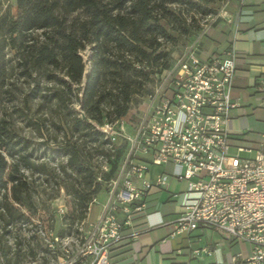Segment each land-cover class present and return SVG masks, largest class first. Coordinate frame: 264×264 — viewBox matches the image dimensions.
Returning a JSON list of instances; mask_svg holds the SVG:
<instances>
[{"label":"built area","instance_id":"built-area-1","mask_svg":"<svg viewBox=\"0 0 264 264\" xmlns=\"http://www.w3.org/2000/svg\"><path fill=\"white\" fill-rule=\"evenodd\" d=\"M230 1L220 0L200 21L193 38L171 51L170 64L154 75L130 125L121 119L116 128L108 123L98 126L106 134L125 138L128 147L116 176L107 182L95 220H86L87 226L75 236L64 237L56 264H109L110 249L125 236L124 227L146 216L147 195L167 190L171 177L185 181L186 187L169 236L211 227L226 240L250 245L247 255L238 252L217 264H264V133L249 142L230 129L231 111L240 106L231 97L234 49L217 52L212 45L202 46L217 20H232ZM256 87L264 89V74ZM240 151L253 154L242 156ZM152 165H169L170 170L147 177ZM137 232L134 228L130 235ZM190 255L198 256V250Z\"/></svg>","mask_w":264,"mask_h":264},{"label":"trees","instance_id":"trees-1","mask_svg":"<svg viewBox=\"0 0 264 264\" xmlns=\"http://www.w3.org/2000/svg\"><path fill=\"white\" fill-rule=\"evenodd\" d=\"M10 1L0 8V52L9 48L20 74H37L45 81L42 97L59 109L67 129L80 139L64 145L63 168L69 167L76 181L67 188L73 207L65 219L81 221L94 194L116 176L128 147L125 138L98 126L117 127L135 98L149 93L154 75L170 64L166 46L179 36L191 40L199 18L215 11L220 0ZM21 149L0 116V233L23 219L18 206L30 209L20 167L30 162ZM93 150L104 158L106 169L94 168ZM9 249L0 246V264H16Z\"/></svg>","mask_w":264,"mask_h":264},{"label":"rangeland","instance_id":"rangeland-1","mask_svg":"<svg viewBox=\"0 0 264 264\" xmlns=\"http://www.w3.org/2000/svg\"><path fill=\"white\" fill-rule=\"evenodd\" d=\"M11 2L0 0L1 10ZM11 10L15 13L13 5ZM202 19L199 18V21ZM187 42V38L179 36L170 50L175 51ZM88 53V49L83 51L84 57H87ZM17 60L14 52L7 47L0 52V116L7 120L15 138L19 140L22 148L20 153L30 162L29 165H20L28 186L27 201L30 202V209L17 205L24 214L23 219L14 220L3 228L0 233V246H10L8 254L16 259V264H56L59 248L66 242L64 237L75 236L79 228L87 226L86 217L81 221L74 217L72 222L68 218L65 219L73 207V197L67 188H70L71 182L76 181L70 168H63L66 163L63 147L67 142H80V139L67 129L59 109L42 97L45 81L37 74L24 77L20 74L21 67ZM144 98L142 95L137 96L130 104L128 113L121 118L127 125L137 118ZM74 108H78L76 103ZM248 120L251 129H254V121L252 118ZM229 151L235 153L236 147H230ZM92 152L94 168L107 167L100 153L96 150ZM252 154L240 151L242 156ZM177 181L173 180L172 191H175V185L180 189L185 188L184 181ZM163 193L164 198L169 195L167 190ZM105 196L106 185L103 183L90 204L89 221L95 220ZM9 201L12 202L11 199ZM62 231L64 234L60 235ZM206 238L217 241L218 244H226V240L209 227H206Z\"/></svg>","mask_w":264,"mask_h":264},{"label":"crops","instance_id":"crops-1","mask_svg":"<svg viewBox=\"0 0 264 264\" xmlns=\"http://www.w3.org/2000/svg\"><path fill=\"white\" fill-rule=\"evenodd\" d=\"M227 11L232 14V20H217L209 28L202 46L206 49L212 45V50L217 52L225 47L234 49L236 73L231 97L240 106L232 109L229 126L251 142L264 133V106L261 105L264 89L256 87L259 76L264 74V0H231ZM251 118L254 129L249 124ZM250 135L255 137L248 138ZM169 170V165H152L146 176ZM173 180V177L169 179L166 198L164 190H153L147 195L146 216L136 219L133 226L124 227L125 236L110 249L109 264H217L228 261L232 254L241 252L245 256L249 253L250 245L245 241L225 239L226 244L222 245L207 239L206 226H199L190 234L169 236L176 205L182 199L180 192L185 189L175 185V191H172ZM172 192H179L177 195L180 196H173ZM86 220L90 222L89 211ZM134 228L138 232L133 237L130 233ZM192 249L198 250V256L190 255Z\"/></svg>","mask_w":264,"mask_h":264}]
</instances>
